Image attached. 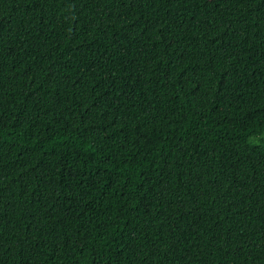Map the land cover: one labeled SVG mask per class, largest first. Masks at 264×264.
<instances>
[{
	"label": "trees",
	"instance_id": "16d2710c",
	"mask_svg": "<svg viewBox=\"0 0 264 264\" xmlns=\"http://www.w3.org/2000/svg\"><path fill=\"white\" fill-rule=\"evenodd\" d=\"M0 264H264V0H0Z\"/></svg>",
	"mask_w": 264,
	"mask_h": 264
}]
</instances>
